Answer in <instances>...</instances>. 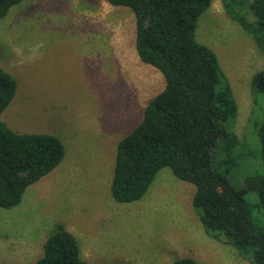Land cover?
I'll return each mask as SVG.
<instances>
[{"label":"rangeland","instance_id":"1","mask_svg":"<svg viewBox=\"0 0 264 264\" xmlns=\"http://www.w3.org/2000/svg\"><path fill=\"white\" fill-rule=\"evenodd\" d=\"M135 38L133 10L107 0H21L0 19V65L17 80L2 119L17 132L53 133L66 148L18 205L0 206V264H33L56 223L77 236L87 264H169L185 256L201 264H251L225 237L206 232L192 204L195 185L169 167L139 200L112 197L117 142L165 85L162 73L139 58ZM197 38L218 54L239 105L230 129L242 138L252 109L250 79L264 52L220 0L201 13ZM244 151L239 146L229 157L244 158ZM223 159L229 158L217 162ZM229 169L232 185L243 188L252 169ZM245 197L261 224L255 196Z\"/></svg>","mask_w":264,"mask_h":264},{"label":"trees","instance_id":"2","mask_svg":"<svg viewBox=\"0 0 264 264\" xmlns=\"http://www.w3.org/2000/svg\"><path fill=\"white\" fill-rule=\"evenodd\" d=\"M20 1L0 0V19ZM107 1L133 10L138 56L165 80L164 88L148 101L142 120L117 142L112 197L118 202L139 200L157 173L169 167L195 185L192 204L206 232L225 237L251 264H264V64L250 79L252 109L240 138L230 129L239 112L233 88L216 51L197 38L198 19L213 0ZM220 1L264 52V0ZM16 91V78L0 65V206L4 208L18 205L26 189L54 170L66 151L59 136L17 132L2 119ZM239 146L245 149L244 158L233 160L229 154ZM218 156L229 159L219 163ZM226 164L229 167L223 168ZM229 168L252 169L243 188L232 185ZM245 192L255 196L252 208L261 224L255 223ZM33 264L87 262L80 256L77 236L56 223ZM170 264L201 263L185 256Z\"/></svg>","mask_w":264,"mask_h":264},{"label":"crops","instance_id":"3","mask_svg":"<svg viewBox=\"0 0 264 264\" xmlns=\"http://www.w3.org/2000/svg\"><path fill=\"white\" fill-rule=\"evenodd\" d=\"M66 147H67V146H66ZM65 156H66V155H65ZM170 263H171V262H170ZM170 263H169V264H170Z\"/></svg>","mask_w":264,"mask_h":264}]
</instances>
